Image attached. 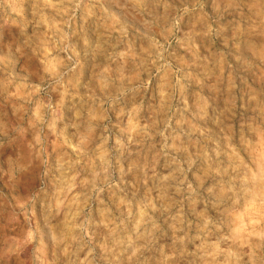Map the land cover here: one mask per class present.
<instances>
[{"label": "rangeland", "instance_id": "1", "mask_svg": "<svg viewBox=\"0 0 264 264\" xmlns=\"http://www.w3.org/2000/svg\"><path fill=\"white\" fill-rule=\"evenodd\" d=\"M262 108L264 0H0V264H264Z\"/></svg>", "mask_w": 264, "mask_h": 264}, {"label": "clouds", "instance_id": "2", "mask_svg": "<svg viewBox=\"0 0 264 264\" xmlns=\"http://www.w3.org/2000/svg\"><path fill=\"white\" fill-rule=\"evenodd\" d=\"M262 112H264V108H262ZM258 130H259V137L257 138L258 139V143H259V147L260 149L264 150V129H260L258 127ZM229 131H231V129L229 128ZM200 136L203 137L204 136V133L201 132L200 133ZM191 146V145H190ZM229 191H231V189H229ZM252 229H253V234H255V229L257 227H260L261 230H262V234H264V216H262L258 222L256 224H253L250 226Z\"/></svg>", "mask_w": 264, "mask_h": 264}]
</instances>
